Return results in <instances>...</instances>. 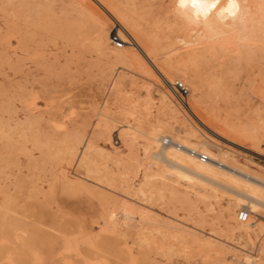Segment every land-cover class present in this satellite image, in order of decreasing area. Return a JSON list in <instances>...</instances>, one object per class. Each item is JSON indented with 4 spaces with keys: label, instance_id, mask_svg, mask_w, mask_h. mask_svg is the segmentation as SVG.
<instances>
[{
    "label": "snow or ice",
    "instance_id": "obj_1",
    "mask_svg": "<svg viewBox=\"0 0 264 264\" xmlns=\"http://www.w3.org/2000/svg\"><path fill=\"white\" fill-rule=\"evenodd\" d=\"M66 7L83 5L0 0L4 110L9 125L15 120L17 130L23 129L18 137L0 133L6 163L0 169V264H192L187 248L161 247L139 230L130 234L123 230L128 227L126 212L125 224L118 225V209L97 203L90 183L94 173L86 162L89 149H84V156L79 154L87 139L79 128L73 130L75 148L66 138L65 152L52 157L45 151L56 136L69 131L70 123L91 110L79 103L90 81L81 75L76 57L61 55V36L48 23L58 8ZM106 7L129 26L119 10L122 6ZM145 11L157 26L167 25L194 38L195 42L177 43L193 51L192 66L197 72L204 69L210 74L217 102L232 106L239 134L264 151V0H171L145 6ZM93 19L99 32L91 49L111 47L107 38L111 21ZM257 52L258 77L249 70ZM99 115L97 109L89 122L96 129ZM96 129L89 126L87 130L95 135ZM260 199L264 212V189ZM261 230L259 257L253 258L254 250L248 255L238 251L241 258L229 264H264V224Z\"/></svg>",
    "mask_w": 264,
    "mask_h": 264
},
{
    "label": "bare ground",
    "instance_id": "obj_2",
    "mask_svg": "<svg viewBox=\"0 0 264 264\" xmlns=\"http://www.w3.org/2000/svg\"><path fill=\"white\" fill-rule=\"evenodd\" d=\"M61 1L63 2V0H61ZM64 2H65V0H64ZM80 2H81L80 4L83 5V8H82L83 11L81 10L82 14L87 16L85 18H87L86 20L90 23L91 28L93 29V31L92 30L87 31V32H90V31L93 32V36H92V32L89 33V36L90 35L92 36V38H91L92 41L96 39L97 33L99 32V28L96 26L93 18L94 17H97V18L107 17L108 20H110L113 24V26H110L108 29L107 38L110 40V36L112 35V33H115L124 42V44H122L120 47H117L115 45H111V47H106L102 50H99V51H97L98 52L97 55H100V54L104 55L106 63H107V61H109L111 63L113 62V64L116 63L121 67L139 72V74H142V76L144 74L145 76H148V77H154V79L156 80L155 82H158L162 86V91L161 92L159 91L160 96L157 97L158 98L157 99L158 104L156 106V113L154 114L155 118L151 115V107H153V105H152L153 99L151 97V94H149V92H147V95L145 94L146 96L142 99H137V98L133 99V98L129 97L130 93L128 94V96L124 94L125 96L122 97L121 93H124V90L121 91V93L119 95V97L121 96V98H122L120 100L121 103H119V104L121 105L122 103H124V104L126 103V105L128 106V108L130 110L129 113L130 114H133V113L137 114V117H136L137 122H135L137 124H135L136 125L135 127L134 126L132 127V125L130 126L129 124L123 125L125 127V128L123 127L124 130L122 128V130H123L122 133L124 134V137L126 138V140L129 141V143H133V141L136 140V138H140L143 142V144L141 143V145L143 146V148L141 150H143V153H145L148 158H151L150 159L151 161H149V159L147 160V157L144 158L145 160H147V162L145 164H142L143 161L141 163L138 162V160L136 159L135 156L130 157V161L132 163H130V164L128 163V164L130 166H131V164H133V165H132L131 174L129 172V175H133V176L130 177V178H132V179H130L132 181L129 180L130 183H127V185H126V187L128 188L127 194H129L130 196H137L136 198H139L141 200V203L143 201V203L147 206H143L144 205L143 204L141 207L138 208V205H137L138 209H134V205H136V203L133 206L130 205L129 203H121L123 206V209H124L123 212L127 213L126 223L128 226L126 229H123V230L129 231V230L136 229V228L139 229V227L141 228V226H140L141 224L138 227V221H142L144 219L148 220V222L153 223L155 225V220L158 219V218L155 219L156 213L155 214L151 213L152 211L148 208V207H150L152 202L155 200L164 202L165 199L167 198L171 202L170 205L172 204V206H170V209L169 208L168 209L171 211V213H173V216L175 215L174 212L177 210L176 208L177 207L179 208V205H176V207L173 206L172 200L177 201L176 203L179 202V203L185 204L187 207L186 217L188 215H192L193 213L194 214L197 213L200 220L204 221L205 218L203 217L202 214H200L201 212L198 209L197 202H199V201L203 202L206 209L210 210V207L208 206V203H207L209 199H211V198L212 199H215V198L219 199L218 197L220 195L223 196V195L228 194L227 195L228 196V206L226 208V212L228 213V215H230L231 208H237L238 211L236 214H235V212L233 213V211H232V213L236 215L237 219H238V214L241 210H245L248 213L247 218L244 221H241L238 219L240 221V224L237 221V223L239 225L238 224L234 225V223H233V226H232L226 221V218L223 217L220 214L221 213L220 212L219 214L221 216L216 215L217 216L216 217V224L212 220H211V222L209 221V223L212 225L211 226L209 224L210 225L209 227H211L213 229L212 233L214 231L216 232V235H214V236H211V235L207 236L206 235L205 237L203 236L200 238L199 234L197 235L196 230L194 231L193 227L183 226V225H181V223L179 221H172L171 220L170 223L167 222L168 225H165L163 223H159L161 225L163 224V226H167L168 227L167 229H169V230H167V229L164 230V231L167 230L165 232V240L168 237V239L169 238L176 239V243H177V240L180 243L181 241H183L182 239H184L185 237L188 236L191 238L192 243H194V244L197 243L202 249H204V252L206 251V254H208V256L212 257L214 259V262H216V264H222V262L226 256H228V258L231 257V255H227L229 245L227 247V244H225L223 241H221L222 239L225 240L226 238H229V237H226V235H227L226 232L229 231V233L233 232L235 234L236 232H240L241 227H246V226H247L246 228L250 227V229H255L254 228L255 223L250 218L251 214H254V215L256 214V215L260 216V218L261 217L264 218V212L260 211L261 206H262V201L260 199V191L262 189H264V174L256 173L255 171H252L248 167H245L244 165H241L238 162L234 161L232 159L233 157H230L227 154L226 150L225 151L222 150V147L220 145V142H222L221 139H225L229 142L239 144L240 146H244L245 148L253 150L254 152L264 153V151L259 150L258 147H253L250 140L245 139L244 137H242L239 134V121L237 119V116H235L232 112L234 109L232 108V106L227 105V104L223 103L222 101L219 103L217 102V99H216L217 93L211 85L210 74L206 71L205 72L207 74H205L201 70L199 72H197L193 68V66H192V61L194 59L193 51L190 49H186L183 45H180V44L178 45L177 48L175 47L176 49L179 48L178 49L179 51L176 53H173V50H170L173 47L169 49V47H171V45L172 46L175 45L174 43L178 44L177 43L178 40H185L186 42H188L190 39H193V42H195L194 38L189 37V35L186 33H178L177 31H171L167 28V25H165L164 27L157 26L155 20L151 19L148 16V13L145 11V6L153 5V4L159 5L162 3H170L171 0H80ZM256 2H258V0H249V3H256ZM109 4L122 6V7H120L119 10L123 15H125L127 17L129 26H125L124 24H122L120 22V20L116 19V17L111 14V12L106 7V5H109ZM62 5H65V4L62 3ZM131 5H136L137 7L132 8V7H130ZM70 8H69V11L73 10V8L71 10H70ZM77 9H79V8H77ZM61 10L62 9L59 10V13ZM63 10L68 11L65 8ZM63 10H62V12L64 13V16L66 18L67 17L69 18L67 13H70V12L68 11L66 13L67 14V16H66L65 12ZM78 11H77V14H78ZM74 12H76V11H74ZM56 15H58V14H56ZM73 15L74 14L72 13V16ZM79 15H80V12H79ZM81 15L79 17H81ZM55 17L58 18L57 16H55ZM74 17H75V15H74ZM74 17H73V20H74ZM82 17H84V16H82ZM62 18H64V17H62ZM49 20H50V18H49ZM67 20H72V17L70 19H67ZM67 20H65V21H67ZM80 20L83 21L81 18H80ZM78 21H79V19H78ZM78 21H77V23H78ZM81 21H79V22H81ZM51 23L54 24V22H51ZM64 23L65 22H63V24ZM68 23L70 24V22H67V24ZM86 23L87 22H85V24ZM56 24H57V22H56ZM60 24H57V26ZM79 24H81V26H82V22ZM87 24H86V26H87ZM83 25H84V23H83ZM74 26H75L74 28H76L75 24H74ZM86 26H85V28L88 27V26L87 27ZM89 28H90V26H89ZM63 29L65 30V28H63ZM72 29H73V27H72ZM73 30H75V31H73L75 33L76 29H73ZM79 30H83V29H79ZM79 30L77 31V35L79 34L78 32H80ZM256 31L258 33V31H259L258 26H257ZM67 32L69 33V30ZM81 32H80V35H81ZM84 32H85V34H87L86 31H84ZM65 34H67V33H65ZM85 34L83 36L84 40L86 39ZM64 35L62 37H64ZM69 35H68V38L70 37ZM72 35L74 36L75 34L72 33ZM82 35H83V33H82ZM65 37L67 38V35H65ZM79 37L80 36L78 35L76 38L79 39ZM76 38H75V41H76ZM78 39H77V41H78ZM72 40H73V38H72ZM65 41H67V40L65 39ZM69 41H70V38H69ZM75 41L73 42V45L76 44ZM80 42L81 41L79 40V43ZM83 42L85 43V41H83ZM87 43H89V41ZM80 44H82V43H80ZM84 48H85V46L81 48V51ZM176 49H174V50L176 51ZM91 50H93V49H91ZM97 52H95V53H97ZM97 55H96V57H97ZM104 56H102V58ZM103 61H104V59H103ZM1 62H2V60H1ZM254 62L256 63V64L254 63L255 66L252 64L251 68L249 70L252 72V74L254 76L256 75L258 77L260 72H261L260 57H259L258 52L256 54ZM106 63H104V66ZM107 64H110V63H107ZM114 66H115V64H114ZM107 68L110 69L111 66H108ZM105 70H107V69L105 68ZM124 70H126V69H124ZM202 70H204V69H202ZM108 72L110 73V71H108ZM101 74H103V72H101ZM106 74H108V73H106ZM121 74H119V76L116 74L118 77H116L114 80H112V78H111V82H110L112 85V91L114 90V92L117 95L120 92V90H119L120 85L124 82V79L125 80L127 79V78H124V76ZM123 74H124V72H123ZM104 76H105V74H103V78H105ZM129 77H131V78H129ZM129 77L128 78H129L130 85H133V86H135L134 88H136L137 83L134 82V80L132 79L133 76L130 75ZM177 78H181V79L185 80L186 84L189 85L190 91H189V94L186 98V104L184 106L185 107L184 110H185V112H187L188 118L189 117L193 118V120L197 122L196 124H199L197 126H200L201 128H203V130H206L207 132H209L211 134L210 136H212V137L215 136L216 141H218L219 143L212 141L214 138L212 140L207 138L206 135L204 133H202V131H200V129H198V127H192V125L190 126V124L187 125L185 123L184 119H183V121H180L181 126L178 127V129H174L172 127L171 122H172V120H175V121L177 120V117H178L177 112H178L179 108L182 107V106L180 107L179 105H177L178 101L176 102V100L173 97L174 94L172 95V91L170 90V88L172 89L171 84L175 80H179ZM99 79H101V78L99 77ZM103 80L101 79L100 81H103ZM97 81H98V79H97ZM100 81H99V83H100ZM99 83H97V84H99ZM127 83H128V81H127ZM100 85H102V84H100ZM100 85H98V86L100 87ZM130 85H128V86H130ZM110 86H109V88H111ZM138 86H139V84H138ZM147 86H149V85H147ZM147 86L146 87L144 86V87L147 88ZM0 95H2V94H0ZM113 102H115V101L113 100ZM117 102H118V100H117ZM1 104H2V102H1ZM115 106H116V104H115ZM122 106H125V105H122ZM117 107H118V105H117ZM117 107H116V110H117ZM107 109H109V108H107ZM106 111L107 110H104V108H103V111L100 112L101 119L98 118L101 121H99V120H97V121L100 123V128L98 129V133L103 134V135H107V137H108V136H110L111 131H112V126H111L109 120H111L113 117L111 118ZM119 112H121V111H119ZM186 117H185V119H187ZM2 119H4V118H2ZM255 119L258 121L259 117L256 116ZM115 120L116 119L114 118L111 121L113 122ZM133 121H135V120H133ZM188 122H190V121H188ZM5 123H6V121H5ZM5 123H4V126H8V129H9V127H11V125L9 126L8 123H6V124ZM2 126H3V124H2ZM2 126H0V127H2ZM4 126H3V128H5ZM13 127H15V125H13ZM11 130H12V128H11ZM2 131H4V130H2ZM10 132L12 133L13 131H10ZM18 132H16V133L18 134ZM12 134L14 135V133H12ZM119 135H121L120 131H119ZM66 138H67V136L65 137V139ZM68 139L70 140L69 137H68ZM89 139H86V141L84 142L83 147L81 148L82 152L80 153V155L84 156L85 155L84 149L85 148L89 149V151L87 152V161H86L87 162V168L90 169L94 173V176H96L99 172V170H98L99 167H97V165L95 164L94 160L91 157V152L94 151V146H93L92 141ZM71 141H73V139ZM108 141H110V140L108 139ZM223 144H225V143H223ZM1 145H2V143H1ZM53 145H55V144L53 143ZM51 146L52 145H49L50 148H51ZM55 146H57V145H55ZM58 146H60V149H58V150H60V151L62 150V152H63L64 148H62L61 145H58ZM75 147L76 146H74L73 148H75ZM52 148H53V146H52ZM67 148H68V146L65 147L64 150H67ZM46 149H48V148H46ZM54 149H55V147H54ZM131 150H133V149H131ZM191 150L193 152H196L197 154H204L206 156V158L201 159L199 157V155L192 153ZM129 152H132V151H129ZM47 153H50V152L47 151ZM50 154H52V153H50ZM116 155H117V153H116ZM116 155H114V156H116ZM136 156H137V154H136ZM106 157H109V155ZM142 157H144V155ZM118 158H120V157H118ZM120 160H121V158H120ZM125 160H127V159H125ZM78 164H79V160H78ZM116 164H118V163H116ZM119 164H121V163H119ZM128 164H126V165H128ZM102 165L105 166L104 164H102ZM122 166H123V164L121 165V167ZM103 169H104V167H103ZM107 169H106V171H107ZM117 170L119 171V168ZM128 170H129V168H128ZM125 171H122V173H119L120 174L119 176L125 177L126 179H128L129 177H126V176H128V174H126ZM111 172L113 175L114 174L113 170H111ZM111 172H109V173L111 174ZM103 173H105V172H103ZM116 173L118 174L117 171H116ZM106 175H108V174H106ZM108 176H106V177H108ZM119 176H117V177H119ZM111 177L112 176H109V179ZM185 177H187V179ZM103 179H104V177H103ZM106 179H104V180H106ZM109 179H107V181H104L103 183H105V182L109 183L110 182ZM135 180H136V182H135ZM116 181H117V178H116ZM111 182H113V181L111 180ZM99 183H101V182H99ZM118 183H119V181H118ZM109 184H111V183H109ZM114 184H113V186H114ZM179 185L183 186V189H184L183 191H180ZM249 186H251V187H249ZM95 187H96V185H95ZM108 187H110V185L107 186V188ZM114 187L117 188L118 184H117V187L116 186H114ZM98 191H99V189H98ZM103 191L104 190L102 189L101 192H103ZM252 192H255L256 195H251ZM96 193L98 195L97 190H96ZM105 193H106V191H105ZM105 193L103 192V194L101 193V195H104ZM106 194H108V193H106ZM101 197H105V196H101ZM98 198H99V195H98ZM2 199L3 198H1V200ZM114 199H116V198H114ZM122 200H123V198H122ZM127 200H124V201H127ZM168 200H167V202H168ZM100 201H102V199ZM242 201H246V202H242ZM107 202H108V200H107ZM115 202H116V200H115ZM162 202H159V203H161L160 205H162ZM103 203H104V205H106V202H103ZM114 204L116 206V203H114ZM156 204L153 203L152 205H156ZM164 204H166V202ZM182 204H180V205H182ZM109 205H110V203H109ZM122 206H121V208H122ZM254 206L257 209L256 211H253ZM171 207L175 208L176 210L174 211L173 209H171ZM181 208H182V206H181ZM133 210L137 212V216L135 218L136 221L133 220L134 219L133 215H136V214H133L132 216L129 215V214H131V212ZM169 210L167 211L168 213H170ZM165 211H166V209H165ZM0 215H2V213H0ZM175 216H177V215H175ZM234 216H231V219L236 218ZM123 220L124 221H121V222H119L120 221L119 220L117 222L118 225H124L125 219H123ZM221 220H223L222 223L224 224V227H221L222 224L219 225V221H221ZM197 222H199V221H197ZM234 222H235V219H234ZM261 224H264L263 221L260 222L256 228L261 229ZM158 226H160V225H158ZM230 226H232V227H230ZM154 229H156V227ZM135 231H137V229ZM243 231H245V230H243ZM251 232L253 233L254 231L252 230ZM157 234H158V232H157ZM255 235L256 234H254L253 237ZM241 237H243V236H241ZM161 238H164L163 234H162ZM239 239H240V237H239ZM247 239H248V237H247ZM169 241H170V239H169ZM171 242H172V240H171ZM225 242H226V240H225ZM165 243H168V242L163 241V242H161V245L162 244L165 245ZM174 243L175 242H173V244ZM157 244H158V242H157ZM182 244L184 245V243H182ZM182 244H181V247H184ZM186 246H189V245H185V247ZM165 247L171 248V246H169L167 244ZM186 248L189 250L190 247L189 248L186 247ZM179 250H181V249H179ZM182 250H183V248H182ZM232 251H234V250H232ZM229 252H231V251H229ZM234 257L237 258V256H234ZM234 257H231L230 260H232ZM207 260H209V259H207ZM211 261L213 262V260H211ZM225 262H227V261H225ZM229 262L230 261H228L227 264H229Z\"/></svg>",
    "mask_w": 264,
    "mask_h": 264
},
{
    "label": "rangeland",
    "instance_id": "obj_3",
    "mask_svg": "<svg viewBox=\"0 0 264 264\" xmlns=\"http://www.w3.org/2000/svg\"><path fill=\"white\" fill-rule=\"evenodd\" d=\"M28 2H32V3H43V4H49V3H54V4H57V5H62V3L63 4H65V6L66 5H81L80 3V0H65V2H64V0H63V2L61 1V0H28ZM70 8V7H69ZM69 8L68 7H66L65 9H67L68 11H69ZM83 8V7H82ZM75 9V8H73V10H71L72 8H70V10L71 11H69L70 13H67L68 11H65V10H63L64 12H65V15L67 16V14H68V16H69V18L67 17H65L64 16V13L62 12V10L60 11V13L62 12L63 14L61 15L60 13H59V10L57 9V14L58 15H56L58 18H56V17H53V18H50V20H48V23L49 24H51V25H56V28L58 29V33L57 34H59L60 36H61V49H60V52H61V55H63V56H66V57H69V58H71V57H76V59H77V61L80 63V67H81V75L83 76V78L85 79V80H89L90 82H89V86H88V88H86L85 90H84V92L81 94V96H80V100H79V103H83V104H85L86 106H88V107H90V111L89 112H86L84 115H82L80 118L81 119H79L78 121H76L75 123H70L69 124V131L67 132V133H62V134H59L58 136H56L55 138H54V140H53V143L55 144V145H61L62 146V148H64L65 149V147H67L68 146V144H66L65 143V137L67 136V138L69 137L70 138V143H72V146L74 147V146H76V143H74V141H71L72 140V135H73V130L74 129H76V128H79V132H80V135H81V137H83V136H87V139H89V140H91L92 141V143H93V146H94V151H92L91 152V157H92V159L94 160V162H95V164L97 165V167H99L98 168V170H99V172H98V174L96 175V176H94V179L93 180H91L90 181V183L93 185V187H95V185H96V187L99 189V191H98V189L95 187V189L97 190V192H98V195H99V198H98V195H97V193H96V197H97V203L99 204V202H100V200L102 199V201L103 202H106V207H112V206H114V207H116L117 209H118V214H119V217H120V221L119 222H121V221H124L123 219H125V217H124V209H123V206H122V204L121 203H129L130 205H134L135 203H136V205H134V209H138L139 207H141L144 203H143V201H142V203H141V200L139 199V198H136L137 196H130L129 194H127V191H128V188L126 187V185H127V183H130L129 182V180L130 179H132V178H130V177H132L133 175H129V172H130V174H131V170H132V165L133 164H131V166L129 165L130 163H132L131 161H130V157H132V156H135L136 157V159L138 160V162H142V164H145L146 162H147V160L149 159V161H151L150 159L151 158H148L147 156H146V154L145 153H143V150H141L142 148H143V146L141 145V143L143 144V142H142V140L140 139V138H136V140H134L133 141V143H129V141L128 140H126V138L124 137V135H123V137L121 136V135H119V131H120V134L122 133V131L124 130V124H129L130 126L132 125V127L134 126H136L135 124H137V123H135V122H137V119H136V117H137V114L136 113H133V114H130L129 113V108H128V106L126 105V103L124 104V103H122L121 105L119 104V103H121L120 102V100L122 99L121 98V96L123 97V96H125V95H127L128 96V94H129V97H131V98H133V99H142V98H144L146 95H147V92H149V94H151V97H152V105H153V107H151V115L155 118V113H156V106H157V104H158V98L157 97H159L160 95V93H159V91L161 92L162 91V86H161V84H159L158 82H155L156 80L154 79V77H148V76H145L144 74H143V76H142V74H139V72H136V71H133V70H131V69H127V68H124V67H121V66H119L118 64H116V63H114L115 64V66H114V64H113V62L111 63V62H109V61H107V63H110V64H107L106 63V60H105V56L104 55H102V54H100V55H97L98 54V52L96 51V50H91L90 48V44H91V42H92V36H93V29L91 28V25H90V23L86 20L87 18H85V17H87V16H85L84 14H82V11H83V9ZM79 10V11H78ZM82 10V11H81ZM74 11H76V12H74ZM77 11H78V14H77ZM79 12H80V15H81V17H79L80 15H79ZM67 13V14H66ZM72 13L75 15V17H74V15L72 16ZM46 14V13H45ZM60 14V15H59ZM71 14V15H70ZM79 15V16H78ZM72 17V20H67V19H70L71 17ZM78 16V17H77ZM82 16H84V17H82ZM62 17H64V18H62ZM73 17H74V20H73ZM66 18V19H65ZM77 18V19H76ZM80 18L84 21H81L80 20ZM78 19H79V21H81L82 22V26H81V24H79V23H81V22H79L78 21ZM53 20V21H52ZM65 22L64 24H63V22ZM65 20H67V21H65ZM59 21V22H58ZM77 21H78V23H77ZM51 22H54V24L53 23H51ZM56 22H57V24H60V25H58L57 26V24H56ZM67 22H70V24L68 25L67 24ZM85 22H87L86 24H87V26H86V24H85ZM76 25V28H74L75 26H74V24ZM77 23V24H76ZM83 23H84V25L87 27V28H85V26L83 25ZM63 24V25H62ZM72 24V25H71ZM79 24V25H78ZM67 25V26H66ZM61 26V27H60ZM89 26H90V28H89ZM111 26H113V24H112V22H111ZM60 27V28H59ZM68 27V28H67ZM70 27V28H69ZM72 27H73V29H76V32L74 33L73 31H75V30H73L72 29ZM81 27V28H80ZM84 27V28H83ZM63 28H65V30L63 29ZM67 28V29H66ZM89 28V29H88ZM113 28V27H112ZM71 29V30H70ZM79 29H85L84 31H86V33L87 34H85V32L83 31V30H79ZM87 29V30H86ZM60 30V31H59ZM69 30V33L67 32ZM82 31L81 32V35H80V32H78L79 34V39L78 38H76L78 35H77V31ZM89 30H92V31H90V32H87V31H89ZM63 31V32H62ZM67 33V34H65V33ZM92 32V36L90 35L89 36V33H91ZM113 32V31H112ZM67 35V38L65 37V35ZM72 33L73 34H75L74 36L72 35ZM82 33H83V35H82ZM64 35V37H62L63 35ZM70 34V35H69ZM84 34H85V37H86V39L84 40L83 39V36H84ZM68 35L70 36L69 38H70V41H69V38H68ZM87 35V36H86ZM72 36V37H71ZM82 37V38H81ZM88 37V38H87ZM64 38V39H63ZM72 38H73V40H72ZM75 38H76V41H75ZM65 39L67 40V41H65ZM77 39H78V41H77ZM83 39V40H82ZM90 39V40H89ZM79 40L81 41L80 43H82V44H80L79 43ZM75 41V45H73V42ZM83 41H85V43L83 42ZM89 41V43H87ZM72 42V43H71ZM88 45H87V44ZM78 44V45H77ZM84 44V45H83ZM124 44V43H123ZM175 44V45H174ZM173 45L174 46H172L171 45V47H169V49L170 48H172V49H170V50H173V53H176V52H178L179 50V48L178 49H176L177 47H178V45L179 44H176V43H174ZM67 46V52H65L64 51V46ZM82 47H84L85 46V48L84 49H82V51H81V46ZM87 45V46H86ZM112 45H114V43L112 42ZM81 48H80V47ZM176 47V48H175ZM89 48V49H88ZM174 49H176V51L174 50ZM79 50V51H78ZM175 51V52H174ZM95 52H97V53H95ZM172 53V52H171ZM96 55H97V57H96ZM102 56H104L103 58H102ZM1 59H0V94H2L1 92H2V88H3V67H2V62H1V60H2V57H0ZM103 59H104V61H103ZM103 63V64H102ZM104 63H106L108 66H111V68L110 69H108L107 67V65L105 64V66H104ZM255 63V62H254ZM253 63V65L255 66V64ZM105 68L108 70V71H110V73L107 71V70H105ZM84 69H87V71H84ZM102 71H101V70ZM124 69H126V70H124ZM105 70V71H104ZM132 72H131V71ZM107 71V72H106ZM201 71H203L205 74H207L206 72H205V70H202L201 69ZM101 72H103V74H105V78H103V74H101ZM122 74H121V73ZM123 72H124V74H123ZM106 73H108V74H106ZM119 76V74H121V75H123L124 76V78H127L126 80L124 79V84L121 86L120 85V87H119V90H120V92H119V94L117 95L115 92H114V90L112 91V85H111V78H112V80H114L116 77H118L117 75ZM127 74V75H126ZM100 75V76H99ZM109 77H108V76ZM115 75V76H114ZM131 75V76H133V80H134V82H136L137 83V85H136V88H134L135 86H133V85H130V83H129V78H131V77H129V76ZM103 80V81H100L101 79H99V77ZM102 76V77H101ZM112 76V77H111ZM129 78H128V77ZM256 76V75H255ZM108 77V78H107ZM110 78V79H109ZM136 78V79H135ZM97 79H98V81H97ZM109 79V80H108ZM177 79H179V80H181V81H183L185 84H186V81L185 80H183V79H181V78H177ZM154 80V81H153ZM99 81H100V83H99ZM126 81V82H125ZM127 81H128V83H127ZM102 82V83H101ZM105 84H104V83ZM139 82V83H138ZM97 83H99V84H97ZM100 84H104L103 86L102 85H100ZM130 85V86H128V85ZM138 84H139V86H138ZM149 85V86H147V85ZM98 85H100V87L98 86ZM111 85V86H110ZM188 87H189V85L188 84H186ZM109 86L111 87V88H109ZM143 86V87H142ZM147 86V88H145V87ZM126 87V88H125ZM169 87V86H168ZM146 90H145V89ZM170 88V87H169ZM111 89V90H110ZM150 91H149V90ZM124 90V93H121V91H123ZM128 90V91H127ZM170 90L172 91V89L170 88ZM112 91V92H111ZM136 91V92H135ZM120 93L122 94L120 97H119V95H120ZM133 93V94H132ZM125 94V95H124ZM132 94V95H131ZM146 94V95H145ZM174 93H173V91H172V95H173ZM112 95V96H111ZM115 95V96H114ZM105 97V98H104ZM173 97H174V99L176 100V102H177V105H179L181 108H179V110H178V112H177V115H178V117H177V120L175 121V120H172V122H171V125H172V127L174 128V129H178V127H180L181 126V123H180V121H183V119H184V121H185V123L187 124V125H189L190 124V126L192 125V127H198V129H200V131H202V133H204L205 135H206V137L207 138H209V139H213L212 141H214V142H217V143H219L218 141H216V139H215V136H210L211 134L209 133V132H207L206 130H203V128H201L200 126H197V125H199V124H196L197 122L196 121H194L193 120V118H191V117H189L188 118V114H187V112H185V110H184V104L182 103V102H179V100H177L178 98H177V96H175V94L173 95ZM0 126H2V124H3V126H4V123H5V121H6V123H8L9 124V120H10V117H6V115H5V110H4V99H3V95H0ZM3 100V101H2ZM113 100L115 101V102H113ZM117 100H118V102H117ZM1 102H2V104H1ZM79 103L77 104V107L79 108ZM179 103V104H178ZM113 104V105H112ZM115 104H116V106H115ZM117 105H118V107H117ZM122 105H125V106H122ZM3 106V107H2ZM105 106V107H104ZM115 106V107H114ZM2 107V108H1ZM116 107H117V110H116ZM121 107V108H120ZM127 107V108H126ZM155 107V108H154ZM103 108H104V110H107L106 112L109 114V116L112 118L111 120H113L114 118L117 120H115V121H111V120H109V122H110V124H111V126H112V131H111V134H110V136H108L107 137V135H103V134H99L98 133V129H96V124L95 123H91L90 125H89V122L93 119V116L95 115V112H96V110L97 109H99V112H101V111H103ZM107 108H109V109H107ZM120 108V109H119ZM127 110H125V109ZM155 109V110H154ZM183 109V110H182ZM3 111V112H2ZM119 111H121V112H119ZM133 111V110H132ZM119 112V113H118ZM233 112V114L236 116V113H235V111L233 110L232 111ZM129 114V115H128ZM186 114V115H185ZM5 115V116H4ZM126 115V116H125ZM125 116V117H124ZM133 116V117H132ZM187 116V117H186ZM4 118V119H2V118ZM185 117L187 118V119H185ZM101 119V116L99 115V116H95V119L96 120H99V119ZM191 119V120H190ZM133 120H135V121H133ZM190 121V122H188V121ZM193 120V121H192ZM3 123H2V122ZM8 121V122H7ZM99 121H101V120H99ZM175 121V122H174ZM187 121V122H186ZM195 122V123H194ZM2 123V124H1ZM5 123V124H6ZM15 123V124H14ZM176 126H174V125ZM178 124V125H177ZM11 127H9V129H8V126H4L5 128H3V126L2 127H0V133H2L3 131L2 130H4V131H8V132H10V131H13L12 133H14V135L15 136H19L20 135V133L23 131V129L21 128V129H19V130H17L18 129V125H17V123H16V121L15 120H12L11 121ZM9 125V126H10ZM13 125H15V127H13ZM194 125V126H193ZM91 127L92 129H96V132H95V135H93V132L92 131H88L87 129H88V127ZM124 127V128H123ZM11 128H12V130H11ZM122 128H123V130H122ZM2 129V130H1ZM19 131V132H18ZM83 131V132H82ZM16 132H18V134L16 133ZM11 133V132H10ZM11 133V135H13ZM83 134V135H82ZM13 135V136H14ZM103 135V136H102ZM208 135V136H207ZM1 137H0V145H1V143H2V145L0 146V169H3V167H5L6 166V163H5V159H4V144H3V138H2V135H0ZM64 136V137H63ZM212 137V138H211ZM2 138V139H1ZM63 138V139H62ZM111 138V139H110ZM122 138V139H121ZM108 139L110 140V141H108ZM62 140V141H61ZM125 142H124V141ZM139 140V141H138ZM141 140V141H140ZM222 140V142H220V145H221V147H222V150H226V152H227V154L230 156V157H233L232 159L234 160V161H236V162H238L239 164H241V165H244L245 167H248L249 169H251L252 171H255L256 173H260V174H264V153H258V152H254L253 150H250V149H248V148H245L244 146H240L239 144H235V143H232V142H229V141H227V140H225V139H221ZM64 141V142H63ZM86 141V140H85ZM84 141V142H85ZM128 141V142H127ZM138 142V143H137ZM53 143L52 144H50V145H52L53 146V148H52V146H51V148L49 147V145H48V149H46L45 151H46V153H47V151L48 152H50V153H52L51 154V156H53V157H56V155L57 154H61V152H62V150L60 151V150H58V149H60V146H55V145H53ZM223 143H225V144H223ZM66 144V145H65ZM75 144V145H74ZM84 144V143H83ZM126 144V145H125ZM134 144V145H133ZM64 145V146H63ZM128 145V146H127ZM235 145V146H234ZM96 146V147H95ZM142 146V147H141ZM54 147H55V149H54ZM61 148V149H62ZM53 151H52V150ZM63 149V152H65L66 150H64ZM131 149H133V150H131ZM56 150V151H55ZM81 150V151H80ZM60 151V152H59ZM115 151V152H114ZM129 151H132V152H129ZM231 151V152H230ZM62 152V153H63ZM82 152V149L80 148L79 149V154ZM128 152V153H127ZM57 153V154H56ZM107 153V154H106ZM116 153H117V155H116ZM134 153V154H133ZM116 155V156H114V155ZM136 154H137V156H136ZM109 155V157H106V156H108ZM144 155V157H142ZM129 156V157H128ZM116 157V158H115ZM118 157H120L121 158V160H120V158H118ZM126 157V158H125ZM147 157V160H145L144 158H146ZM108 158V159H107ZM142 158V159H141ZM104 159V160H103ZM119 159V160H118ZM125 159H127V160H125ZM115 160V161H114ZM119 161V162H118ZM127 161V162H126ZM26 163V162H25ZM76 163L78 164V160L76 161ZM116 163H118V164H116ZM119 163H121V164H119ZM129 163V164H128ZM102 164H104L105 166H103ZM123 164V166L121 167V165ZM126 164H128V165H126ZM117 167H116V166ZM126 166V167H125ZM103 167H104V169H103ZM121 167V168H120ZM107 169V171H106V169ZM119 168V171L117 170ZM128 168H129V170H128ZM103 169V170H102ZM118 172V174L116 173V171ZM125 171V173L126 174H128V176H126V177H129L128 179H126L125 177H121V176H119L120 174L119 173H122V171ZM124 169V170H123ZM111 170H113V172H114V174L112 175V172H111ZM73 172H75L76 170L75 169H73L72 170ZM103 172H105V173H103ZM109 172H111V174L109 173ZM103 173V174H102ZM116 173V174H115ZM106 174H108L109 176H112L110 179H109V176L108 175H106ZM108 176V177H106V176ZM115 175V176H114ZM117 176H119V177H117ZM103 177H104V179H109L110 180V182L109 183H111V184H109L108 182H105V183H103L104 181H107V179L106 180H104L103 179ZM122 179H121V178ZM116 178H117V181H116ZM0 185H2V182H3V177L1 176L0 177ZM101 180V181H100ZM111 180L113 181V182H111ZM123 180V181H122ZM127 182H126V181ZM118 181H119V183H118ZM130 181H132V180H130ZM94 182V183H93ZM99 182H101V183H99ZM135 182H136V180H135ZM96 183V184H95ZM99 183V184H98ZM103 183V184H102ZM108 183V184H107ZM116 185H115V184ZM121 183V184H120ZM113 184H114V186H116L117 187V184H118V187L117 188H115L114 186H113ZM183 184V183H182ZM110 185V187H108L107 188V186H109ZM125 185V186H124ZM99 186V187H98ZM121 186V187H120ZM123 187V188H122ZM179 189H180V191H183L184 189H183V186L181 185H179ZM182 187V188H181ZM114 188V189H113ZM102 189L104 190L103 192L105 193V191H106V193H108V194H104V195H101V193L103 194V192H101L102 191ZM100 193V194H99ZM110 193V194H109ZM105 196V197H101V196ZM109 195V196H108ZM114 195V196H113ZM228 194H226V195H220L218 198L219 199H209L208 200V206L210 207V210H208V209H206V207H205V205L203 204V202H201V201H199V202H197V205H198V209L200 210V214H202L203 215V217L205 218V220L203 221V220H200V218H199V216H198V214L197 213H193L192 215H188L187 217H186V215H187V207H186V205L185 204H182V203H176L177 201H174V200H172V202H173V206H175L176 207V205H179V208L177 207L176 209L175 208H173V207H171V209H173L175 212V215H177V216H173V213H171V211L169 210L170 209V206H172V204L170 205V201L166 198L165 199V201L164 202H162V201H157V200H155V201H153L152 202V204L153 203H157L156 205H150V207H148L152 212L151 213H156V215H155V219H157V220H155V225L153 224V223H150V222H148V220H146V219H144V220H142V221H138V227H139V225L141 226V228L139 227V229L141 230V232H143L144 234H146L147 235V237H149L150 239H152L153 241H154V243L155 244H157V242H158V244L157 245H160V246H162V247H164V248H166L165 246H166V244L167 245H169V246H171V248H173L174 246V248L175 249H181L182 250V248L184 249V247H185V245H189V246H186V247H190L189 248V250L192 252H190L189 251V255H190V257H191V260H192V264H216V262H214V259L212 258V257H210V256H208V254H206V251L204 252V249H202L197 243H192V241H191V238L190 237H185L184 239H182L183 241H181L180 243L182 244V243H184V247H181V244L179 243V241L177 240V243H176V239H172V238H169L170 239V241H169V239H168V237H167V241L165 240V232L167 231V230H169V229H167L168 227L167 226H163V224H165V225H168V223H170L171 222V220L172 221H179L180 223H181V225H183V226H186V227H193V229H194V231L196 230V233H197V235L199 234V237L201 238V237H205L206 235L207 236H214V235H216V232L214 233H212V228L211 227H209L211 224L209 223V221L211 222V220L212 221H214V223L216 224V217L217 216H223V217H225L226 218V221L230 224V225H232L233 226V223H234V225H237L238 223H237V221L239 222V224H240V221L237 219V217H236V213H237V211H238V209L237 208H231V211H230V215H228V213L226 212V208H227V206H228V196H227ZM107 196V197H106ZM101 197V198H100ZM109 197V198H108ZM116 198V199H114V198ZM131 197V198H130ZM1 198H3V194L2 193H0V201H2L1 200ZM104 198V199H103ZM122 198H123V200H122ZM118 199V200H117ZM128 199V200H127ZM106 200V201H105ZM107 200H108V202H107ZM115 200H116V202H115ZM124 200H127V201H124ZM167 200H168V202H167ZM120 201V202H119ZM113 202V203H112ZM118 202V203H117ZM159 202H162V205H160L161 203H159ZM166 202V204H164ZM109 203H110V205H109ZM114 203H116V206H115V204ZM132 203V204H131ZM168 204V205H167ZM180 204H182V205H180ZM137 205H138V208H137ZM121 206H122V208H121ZM143 206H147V205H143ZM162 208H160V207ZM181 206H182V208L184 209H182L181 208ZM185 206V207H184ZM225 206V207H224ZM165 207V208H164ZM169 208V209H168ZM223 208V209H222ZM165 209H166V211H165ZM182 209V210H181ZM170 211V213H168L167 211ZM186 210V211H185ZM236 210V211H235ZM120 211V212H119ZM232 211H233V213L235 212V214H233L232 213ZM136 211H132L131 212V214H129V215H133V214H136V215H133L134 217V221H136V216H137V212L135 213ZM167 212V213H166ZM173 212V211H172ZM177 212V213H176ZM221 212V213H220ZM123 213V214H122ZM221 215H220V214ZM217 215V216H216ZM235 215V216H234ZM122 216V217H121ZM214 216V217H213ZM230 216V217H229ZM231 216H234V217H236V218H233V219H231ZM199 219H197V218ZM229 217V218H228ZM214 218V219H213ZM250 218H251V220L255 223V229H250V227H248V228H246V227H241V229H240V232H236L235 234L233 233V232H230L229 233V231H227L226 232V237H229V238H226L225 240H226V242H225V240L224 239H222L221 241H223L225 244H227V247H228V245H229V248H228V252H227V255H231V257H234V256H237L236 255V253L238 252V251H240L241 253H242V255H248L249 253H251L253 250L255 251V256L253 257V258H258L259 257V252H260V245H259V243H258V240L260 239V234H261V229H259V228H256L258 225H259V223L260 222H262L263 221V223H264V218H260V216H258V215H254V214H251L250 215ZM190 219V220H189ZM234 219H235V222H234ZM147 221V222H146ZM158 221V222H157ZM197 221H199V222H197ZM201 221V222H200ZM222 221L223 220H221V221H219V225H221V227H224V224L222 223ZM168 222V223H167ZM204 222V223H203ZM232 222V223H231ZM159 223H163L162 225L161 224H159ZM208 223V224H207ZM145 224V225H144ZM152 224V225H151ZM210 224V225H209ZM238 224V225H239ZM158 225H160V226H158ZM152 226V227H151ZM156 227V229H154L155 227ZM212 226V225H211ZM232 226H230V227H232ZM245 226V225H244ZM150 227V228H149ZM160 227V228H159ZM147 228V229H146ZM210 228V229H209ZM246 228V229H245ZM137 230H139L138 228H136ZM136 229H132V230H129L128 232L130 233V234H134V232H135V230ZM149 229V230H148ZM152 229V230H151ZM165 229H167L166 231H164ZM216 229V228H215ZM250 229V230H249ZM139 230V231H140ZM210 230V231H209ZM243 230H245V231H243ZM254 231L253 233L251 232V231ZM257 230V231H256ZM151 231V232H150ZM155 231V232H154ZM259 231V232H258ZM157 232H158V234H157ZM163 232V233H162ZM157 235H156V234ZM162 234H163V237L164 238H161L162 237ZM201 234V235H200ZM232 236H231V235ZM240 234V235H239ZM243 234V235H242ZM254 234H256L254 237H253V235ZM159 235V236H158ZM229 235V236H228ZM161 236V237H160ZM240 237V239H239V237ZM241 236H243V237H241ZM153 237V238H152ZM158 237V238H157ZM160 237V238H159ZM231 237V238H230ZM238 237V238H237ZM247 237H248V239H247ZM156 238V239H155ZM189 238V239H188ZM244 238V239H243ZM186 239V240H185ZM247 239V240H246ZM156 240V241H155ZM171 240H172V242H171ZM175 240V241H174ZM168 242V243H165V245L164 244H162L161 245V242ZM173 242H175L174 244H173ZM189 243V244H188ZM191 243V244H190ZM173 244V245H172ZM180 244V245H179ZM197 244V245H196ZM180 248H179V247ZM231 246V247H230ZM245 246H247V251H244V249H245ZM177 247V248H176ZM185 247V248H186ZM195 248V249H194ZM235 248V249H234ZM198 250V251H197ZM203 250V251H202ZM232 250H234V251H232ZM237 250V251H236ZM229 251H231V252H229ZM203 252V253H202ZM206 255H205V254ZM244 253V254H243ZM231 257H229L228 258V256H226L225 258H224V260L225 261H231L230 260V258ZM211 258V259H210ZM234 258H236V257H234ZM239 258H241L240 256H237V258L236 259H239ZM207 259H209V260H207ZM211 260H213V262L211 261ZM223 260V262H222V264H227V262H225ZM208 261V262H207ZM210 261V262H209Z\"/></svg>",
    "mask_w": 264,
    "mask_h": 264
},
{
    "label": "built area",
    "instance_id": "obj_4",
    "mask_svg": "<svg viewBox=\"0 0 264 264\" xmlns=\"http://www.w3.org/2000/svg\"><path fill=\"white\" fill-rule=\"evenodd\" d=\"M110 40L114 43L115 46L120 47L124 42L115 34L112 33L110 36ZM172 91L177 96L178 100L182 102L184 105L186 104V98L189 94V87L181 80H175L172 84ZM192 153L197 154L196 152ZM201 159H205L206 156L204 154H197ZM247 212L245 210H241L238 214V219L244 221L247 218Z\"/></svg>",
    "mask_w": 264,
    "mask_h": 264
}]
</instances>
